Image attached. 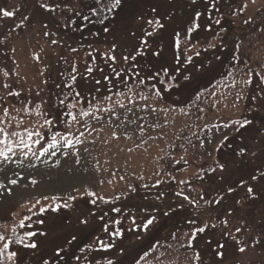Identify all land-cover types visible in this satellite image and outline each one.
<instances>
[{
  "label": "rangeland",
  "instance_id": "1",
  "mask_svg": "<svg viewBox=\"0 0 264 264\" xmlns=\"http://www.w3.org/2000/svg\"><path fill=\"white\" fill-rule=\"evenodd\" d=\"M188 1L128 0L124 11L119 15L120 17L116 18L117 22L114 24L111 34L107 36L101 34L99 37L82 39L80 32H73L70 29L65 30L58 26L60 24V17L68 15L67 13L60 12L59 10L55 13L46 12L40 8L37 0H0V7L9 10L19 8L20 12L26 13L30 17L27 26L24 28L16 27V24L13 22V20L18 21L19 13L13 20H0V41H2L0 42V81L11 84L13 91L21 92L19 98L15 96L7 97L8 105H15L14 108H10L11 114L16 115V109L22 106L27 107L32 113L31 115L23 116L24 127L31 128L40 119L36 115V106H39L43 110L47 108V104L49 105L48 83L53 82V86H55L63 79L61 74L64 73L66 75L69 65L65 64L62 57L67 58L69 63L75 60L79 71L83 72L85 67L84 60L87 59L85 52L89 44L103 46L106 43L111 44L115 40L120 46L117 50L118 53L120 48L131 47L135 44V38L128 34L127 28L123 23L125 17L129 14H145L150 16L152 15L151 9L155 8L157 10L156 15L165 24V28L157 35L156 43L153 44L154 48L160 53L159 59H150L157 68L164 66L173 69L175 67L174 56L176 53L173 47V34L176 31H180L183 36V30L188 26L190 19L197 11L203 13V17L201 16L200 18L198 35H194L197 31L193 33L187 45L191 48V51L187 52V55L192 56L193 60L197 59L195 61L196 64L202 62L203 65L206 64L208 66L207 69H209L208 73L216 68L219 70L220 67V73H224L228 69V66H231L235 61L238 63L236 71L233 72L232 76L214 83L212 87L203 91L202 100L206 101V103L201 105L205 107V112L199 114L202 117L201 119H197L196 111L191 108H189V115L181 113L178 110L179 108L167 114L164 112L150 114L147 116L148 123H158L160 127L155 129L147 127L143 135L138 131H134V125L113 129L107 125L91 121V125L95 131L90 136L86 133V137H82L85 142L79 146L81 155V163L79 165L74 162L75 158L73 156L69 155L65 157L59 154L56 157H50L48 163L36 161L35 167L30 166L28 161L24 162L23 167H17L14 163L9 164L7 166V175L10 178L19 179V177L13 175L15 171L23 179L14 188L16 195L0 203V211L12 207L17 213L16 218L18 220L25 212V209L21 205L26 201L31 200L33 197L64 195L69 192L76 195L73 192V187L81 189L89 187L108 199L119 195L121 199L116 201L117 203L120 202L117 206L126 203V198L132 195V198L134 196L136 200L133 201L132 199L130 202L138 203V205L141 204L139 207L137 206L138 209L140 207L160 208L163 203L155 199L157 188L145 189L143 185L155 183L158 177L154 173L157 170L162 171L164 169L162 160L166 158L179 160L180 156L184 155L188 163L184 164L181 161L178 164L180 171L171 176H174L177 180L191 178L198 169H205L207 165L212 164L214 158L216 159L217 151L215 149L221 142L222 134H227L230 137L236 133L234 127L217 131L216 128L212 127L213 124L223 125L226 122L232 124L233 121H243V117L248 114L247 110L257 113L263 122L264 94L257 95V93L264 91V85H260L257 88L259 78L254 73L255 71H260L264 75V69L260 68V65L264 64V32L260 31V28L264 27V0H257L254 5L249 3L248 9L236 16H233V12L238 11L240 0H235L234 2L236 3L234 4L233 2L230 5L229 2H224V4L215 3L214 8L210 7L212 3L202 2L203 4H199L198 2L193 5L188 4ZM49 3L50 6L60 3L62 8L65 5H70L84 12L88 10V0H49ZM135 4H138V7L135 11H132ZM216 8L219 9L218 12L215 10ZM169 16L171 17L170 19L168 18ZM249 16L253 18V23L244 24L243 20ZM218 18L221 19V23H224L222 24L224 26L221 25L222 28H219L215 23V20ZM222 19L225 21L222 22ZM45 23L48 25V29L43 27ZM45 31L50 32L49 36L46 37L44 35ZM217 31L220 32L221 36H217ZM53 33L56 35H53ZM86 34L87 29H85ZM206 38H210V43L220 45L221 51L223 49L225 51L215 53L216 51L213 50L212 53L211 50L213 48H207V46L205 47L207 51H204L205 48H201L203 46L202 40ZM52 39H57L60 41V44H51ZM236 43L239 45L238 48H236ZM69 45L80 47V51L72 52ZM197 50L200 51L199 57L195 56ZM233 52L239 53L238 57L241 56V58L237 57L238 59L235 60L232 58L230 61L231 57L229 56ZM205 53L207 56L203 55ZM216 56L222 58L221 60L225 58V62L222 63L220 59L217 60ZM35 57H39V60ZM243 57H245L247 62L243 60ZM183 58L182 45L181 60ZM207 58L210 60L206 61ZM249 69L254 70L253 84L246 86L243 81L248 79L246 73ZM5 72L8 73L7 76L4 75ZM97 77H99V74H97ZM79 84L78 90L83 93H87L89 89L94 87L92 82L81 80ZM57 90L59 89L57 88ZM37 92H39V95H37ZM2 94L0 93V95ZM45 100L48 102L46 105L42 103ZM21 102L25 103L22 104ZM149 103H154V101H149ZM161 103L165 104L163 101ZM18 118L20 117L18 116ZM204 125H207V128H204ZM101 128L103 129L102 131L100 130ZM113 130L116 132L118 138L112 137ZM259 130L260 132L252 138L247 135L244 136L247 143L246 149L251 150L258 147L256 142L261 137H264V128H260ZM193 132L197 133V135H192ZM125 133L131 138H126ZM178 135L181 139H176ZM161 136L163 138H160ZM185 137L190 138L192 143L196 144V147L193 148L188 143V140L184 139ZM93 139H95L94 143L92 142ZM201 140L204 141L203 148L199 147ZM209 140H211V143L208 142ZM144 141L147 142L145 143ZM84 148H87L88 152H84ZM184 148L188 149L186 153L184 152ZM209 152L212 153L211 156L208 155ZM165 153L169 155L166 156ZM57 159L60 161L58 168L53 166V162ZM173 165L175 164L173 163ZM121 176L124 177V180H120ZM141 176H143V179H139ZM31 179H37L38 184L32 186L28 183ZM159 179L165 180V183L161 184L164 188L172 189V198L167 204L177 207V204L183 203L180 198L174 196V192L177 190L176 183L163 175ZM0 180H3V174H0ZM168 180L172 183H167ZM100 181H103V183L101 184ZM3 182L6 183V180ZM167 184L170 185L167 186ZM129 185L137 189L134 195L128 191ZM184 187L187 188V186ZM256 190L254 191L256 192ZM147 193L150 194V199H147L146 204H142L138 200L139 196ZM258 193H255L256 199H249L246 189L239 187L236 192L237 200L233 216L232 218L227 217V219L229 221V228L232 230V238L236 237L249 246L256 239H259L260 244L255 249L249 247L246 254H240L236 251L237 243L236 239L233 238L231 240L232 243H225L224 248L221 249L227 257H230L231 261L223 263L216 261L218 259L215 258V262L212 261V263L264 264V220H260L261 218L259 219L256 213L253 212V205L256 202L262 201V197ZM227 195H225L224 201L231 198V196L227 197ZM237 201H241V203H237ZM76 205L84 213L80 216L71 211V218L79 223V220L88 216L89 212L83 206L84 204L80 202V199H78ZM70 209L72 210V208ZM261 212L264 213V209H261ZM147 214L148 216L150 215V213ZM193 214L190 212L187 214V217L189 218ZM135 215L136 213L132 214L135 217L136 225H142L146 221L147 217H143L142 213ZM215 216L213 212L208 216L201 217V219H211L212 222L218 225L220 223L219 221L217 223ZM58 218L49 219V231L46 238L42 237L43 243L52 241L56 245L60 240H65L66 242L72 235L79 233L77 230L78 224L73 223L67 226V229L65 228L66 235L63 234L57 228L59 225H55V220ZM93 219L91 218V221ZM246 220L255 223L254 225L251 224L248 230L246 228L248 226ZM236 228H240L241 231L236 232ZM209 229L210 232L207 235L202 237L198 235L195 241L201 250H205L208 255H212L213 251L218 249L217 243H221L222 239L226 238L224 232H227L229 229L224 228L222 224L215 228L209 227ZM53 237L54 239H49ZM208 241H211V243H208ZM180 242L181 244H186L187 237L183 235ZM117 244L119 247L120 242ZM181 244L165 245L159 243L156 249L146 257V260L141 261L140 264H193L191 263L194 253L191 250L193 248L181 247ZM193 247L195 248L194 245ZM100 255L95 254L94 257L97 258ZM241 256H243L242 261L239 260Z\"/></svg>",
  "mask_w": 264,
  "mask_h": 264
},
{
  "label": "snow or ice",
  "instance_id": "2",
  "mask_svg": "<svg viewBox=\"0 0 264 264\" xmlns=\"http://www.w3.org/2000/svg\"><path fill=\"white\" fill-rule=\"evenodd\" d=\"M37 2L40 8L46 12L55 13L59 10L67 13L68 15L60 17L58 26L65 30L70 29L73 32H80L82 39H87L88 37H99L101 34L105 36L111 34L116 17L124 11L128 0H88L87 12L70 5H65L62 8L60 3L50 6L49 0H37ZM196 2L197 0H192L193 4ZM205 2L208 3V0H205ZM218 2L219 0H214L210 7L214 8L215 3ZM256 2L257 0H240L239 9L233 12V16L242 14L248 9L249 3L254 5ZM215 10L219 11L218 8ZM156 12L157 10L152 8V15L150 16L129 14L125 17L123 23L128 34L135 38L136 43L131 47L120 48L119 53L117 50L120 46L115 40L111 44L106 43L103 46L89 44L85 52L87 59L84 60L83 72L79 71L75 60L69 63L67 58L62 57L69 67L66 70V75L61 74L63 76L61 82L55 86L61 89V93L57 94L58 98L61 94L63 98L59 99V104L53 103L51 107L43 110L36 106V115L40 119L31 128L24 127L23 121L24 115L32 114L29 109L22 106L17 108L16 115H13L10 108H14L15 105H8L7 97L15 96L19 98L21 92L13 91L11 84L0 81V93H3L0 95V174H3V180H0V203L16 195L14 188L23 179L15 171L13 175L19 177V179L10 178L7 175L9 164L14 163L17 167H23L24 162L28 161L30 166L35 167L36 161L48 163L50 157H56L59 154L65 157L73 156L75 158L74 162L79 165L81 163L79 146L85 142L82 137H86V133L90 136L95 131L91 121L107 125L113 129L134 125V131H138L143 135L147 127L153 129L160 127L158 123H148V115L159 112L167 114L177 110V106L163 104L161 101L165 100L166 93L174 94V89L180 90L182 84L191 83L196 73L204 70L203 62L200 65H195L193 64V57L187 55V52L191 51V48L187 45L192 38V34L199 30L200 18L203 13L200 11L194 13L188 26L183 30V36L180 31L174 32L173 47L176 53L174 60L177 67L170 71L169 68L164 66L155 67L150 60V57H159L160 55L159 51L153 48V44L156 43L158 33L165 28V24L156 15ZM18 13V21L13 20ZM5 19L13 20L16 27L24 28L27 26L30 17L26 13L20 12L19 8L9 10L0 7V20ZM215 23L219 25L221 19H216ZM243 23L251 24L253 18L249 16L243 20ZM97 25L99 27H96ZM43 27L48 29L46 23L43 24ZM85 29H87L86 35ZM260 31L264 32V27H261ZM49 34V31L44 32L46 37ZM53 35L56 34L53 33ZM51 44L57 45L60 44V41L52 39ZM182 45L183 60H181ZM61 46L63 45L61 44ZM214 47L215 45L212 43L207 46V48ZM238 47L239 45H237ZM69 48L72 52L80 51V47L69 45ZM207 48L204 51H207ZM195 56H200L199 50L195 52ZM35 58L39 60V57ZM215 58L220 59L219 56ZM233 59L237 58L233 57ZM189 65H191V68H188ZM260 68L264 69V64H261ZM182 70L183 75H181ZM253 72L254 70L249 69L246 73L248 79L243 81L246 86L253 84ZM97 74H99V77H97ZM231 74V71H229V75ZM254 74L259 78V84H257V88H259L260 85H264V75L260 71H255ZM4 75L7 76L8 73L5 72ZM81 80L92 82L94 87L89 89L87 93L79 91V81ZM64 88H67L68 91L64 92ZM175 94L177 99L183 100L185 105V107H179L178 110L181 113L189 115V108H191L196 111L197 119L202 118L199 114L205 112V107L201 105L206 103L202 100L204 94L202 90L189 91L186 99L181 97L178 91ZM212 94L214 95V93ZM262 94H264V91L257 93V95ZM37 95H39V92H37ZM149 101H154V103H149ZM42 103L46 105L48 102L45 100ZM252 124L253 120L244 118L243 121H233L232 124L226 122L223 125L213 124L212 127L216 128L217 131L234 127V131L239 132ZM204 128H207V125H204ZM192 135H197V133L193 132ZM112 137L118 138L114 130L112 131ZM125 137L131 138L127 133H125ZM160 138H163V136ZM197 138L199 137L197 136ZM176 139H181V137L178 135ZM184 139H187L193 148L196 147V144L192 143L190 138L185 137ZM227 139V134H222L221 142L215 151L218 152L221 147H224ZM92 142L94 143L95 139ZM208 142L211 143V140ZM256 143L258 147L251 150L241 147L234 150L231 156L226 159L214 158L212 166L209 167L207 172V175L211 176V183L206 180L205 175L201 174L203 169H198L191 178L177 180L170 175L167 168H164L162 171L157 170L154 173L158 177L154 184L143 185L145 189L159 188L162 183H165V180L159 179L162 172L164 176L176 183L177 190L174 192V196L183 201V203L177 204V207L185 208L187 206L188 210L194 213L186 220V223L192 227L184 233L187 237V243L181 244V247L192 249L193 241L198 233H205L209 227H217V224L212 222L211 219L202 220L201 217L216 212L218 206L222 205L225 195L236 191L237 187H244L249 180L256 181L264 178V137H261ZM199 147H204L203 140H201ZM83 150L88 152L87 148ZM187 151L188 149L184 148V152ZM165 155L168 156L169 154L165 153ZM208 155L211 156L212 153L209 152ZM181 161L184 164L188 163L184 155H181L179 160L170 158V162L174 164H180ZM53 166L57 168L60 166L59 159L53 162ZM139 179H143V176ZM4 180H6V183L3 182ZM120 180H124V177L121 176ZM193 180L202 183L193 185ZM28 183L36 186L38 180L31 179ZM100 183L102 184L103 181H100ZM184 186H187V188ZM136 190L134 186H128L129 192L135 193ZM73 192L76 195L69 192L64 195L33 197L21 205L25 212L18 220L16 218L17 213L12 207L5 214L0 215V264H69L70 258L78 264H84V261L88 260L87 255H77L75 252H71V257H69L73 242L79 239L77 235H72L65 245L54 247L51 253L43 252L37 240V237L48 235L50 214H59L63 209L72 208L78 199L85 200L87 204L92 206L89 209L88 216L79 220V223L83 226L81 232L92 233L90 240L83 247L77 246L79 252L82 254L85 250L89 252H110L115 244L105 242L102 234H106L110 240L123 239L125 230L119 227L122 220L109 216L110 212L121 213L122 209L120 207H110L105 210L101 205H114L116 201L121 199V196L117 195L108 199L89 187L83 189L73 187ZM246 192L249 199L257 198L252 186H248ZM165 196L166 193L161 191L155 199L162 201ZM237 203H241V201H237ZM172 210L171 205H168L167 209L163 211V215L169 216ZM97 212L100 213L97 219L103 222L98 225L99 231H96L97 225L91 221V217L96 216ZM232 215L233 212L230 210L225 214V218L219 220L224 228L229 229L224 232L225 236L232 235L227 219ZM129 218L133 225L127 229L129 232H147L150 226L157 222V218L151 216L142 225H136L135 217L130 216ZM9 225L12 226L9 227ZM235 231L240 232L241 229L236 228ZM9 233L11 234L9 235ZM172 237L175 239L176 233H172ZM233 238L236 239L237 243L236 251L240 254H246L249 247L255 249L260 244L259 239H256L249 246L245 245L240 239ZM208 243H211V241H208ZM157 246L158 242L152 245L148 251L138 255V258H134L133 264H140L141 261L146 260V257ZM217 248L223 249L224 245L218 244ZM21 250H27V259L21 255ZM215 251L217 258L222 260L224 253L219 250ZM119 255H126L123 247L119 249ZM33 258L35 259L33 260ZM191 259L193 262L199 261L201 259L200 254L195 253ZM239 260L242 261L243 256L239 257ZM88 264H92V262L89 261ZM95 264H116V261L110 257H102L97 259Z\"/></svg>",
  "mask_w": 264,
  "mask_h": 264
},
{
  "label": "trees",
  "instance_id": "3",
  "mask_svg": "<svg viewBox=\"0 0 264 264\" xmlns=\"http://www.w3.org/2000/svg\"><path fill=\"white\" fill-rule=\"evenodd\" d=\"M234 1L235 0H219L218 3L224 4V2H229V5H230ZM198 2H199V4H203L202 2L206 3L205 0H197L196 3H198ZM213 2H214V0L208 1V3H210V4ZM235 3L236 2H234V4ZM188 4H193L192 0H189ZM137 7H138V4H135L133 6L132 11H135V9ZM117 17H120V16L118 15ZM207 19L210 20L209 17H207ZM224 21L225 20L222 19V22H224ZM116 22H117V20H115V23ZM222 24H224V23L219 24L218 27L222 28V26H224ZM96 27H99V26L97 25ZM93 29L95 30V28H93ZM197 33H199V32L197 31L194 35L197 36L198 35ZM218 33H219V35H217V36H221L220 32H218ZM202 41H203L202 42L203 46L201 48L204 49L210 43V38L203 39ZM236 45H238V44L236 43ZM153 48H154V46H153ZM221 49L222 48L220 45H215V47L211 50V52L213 53V50L216 51L215 53H221V52L225 51V49H223L222 51H221ZM201 52H203V51H201ZM214 54H212V55H214ZM238 54L239 53H234V52L231 53L229 56V57H231L230 61L233 57L237 58ZM203 55L207 56L206 53ZM151 58L153 60H156L157 58L159 59V57H150V59ZM238 58H241V56H239ZM221 59L222 58H220V60ZM196 60L197 59L193 60V64L200 65L201 63H197V64L195 63ZM208 60H210V59L207 58L206 61H208ZM225 60L226 59L223 58V60H221V62L223 63V62H225ZM243 60L247 62V60H245V57H243ZM145 62H147V61H145ZM236 62L237 61H235V63L231 64V66H228V69L224 73H220L221 67L219 68V70H218V68H216L213 71H211L210 73H208L209 72V69H207L208 66L206 64H204V70H202V72H200V73H196V75H195V77L191 83H189L187 85L182 84L180 90L174 89L173 90L174 94L170 95V94L166 93L165 94V100L163 102L165 104H168V105H175V106H177V108L185 107L183 100L177 99V95L175 94V93H177V91L179 92V95L181 97H183L184 99L187 98V94L189 91H197V90L205 91V90L209 89L210 87H212L214 83H217L220 80L225 79L226 77L232 76L233 72L236 71V68L238 65V63H236ZM239 65H240V63H239ZM176 67H177V65L175 64V67L173 69H169V70L172 71ZM188 68H191V65H189ZM205 70H208V71H205ZM229 71H231V73H232L231 75H229ZM181 75H183V70L181 72ZM63 91L67 92L68 89L64 88ZM58 93H61V89L57 90V88H55V86H53V82L48 83V97L50 98V103H49V105L47 104V108L51 107L53 103L59 104V99L63 98V95L61 94L60 97L58 98V96H57ZM247 112H248V114L246 116H244L243 119L244 118L251 119V120H253V124L247 126V128L241 129L239 132H236L235 135L228 137L227 141L225 142V146L221 147L220 150L216 153V159H221V160L226 159L229 156H231V154L233 153L234 150H238L241 147L246 148L247 143L245 142L244 136L247 135V136H250L252 138L257 133L260 132V130H259L260 128H264V120L262 122L261 117H258L259 115L257 113H255L253 111H248V110H247ZM162 163H163L164 168L168 169V172L170 173V175L175 174L176 172L180 171L178 164L173 165V163L170 162V158H166V159L162 160ZM210 166H212V164L207 165L205 167V169L203 168V172L201 173V174L205 175V178L209 183H211V176L207 175V172H208V169ZM162 175H163V173H162ZM164 177H167V176H164ZM170 182L171 181L168 180L167 183H170ZM192 183H193V185H196V184H199L202 182L198 181V180H193ZM168 185H170V184H167V186ZM248 186H252L254 188V190L257 189L256 192H259L258 194L262 197V201L256 202L253 205V212L256 213V215L259 219L261 218L260 220H264V213L261 212V209H264V179L261 178V179H258L256 181L249 180L248 184L244 185V188L246 189ZM238 189H239V187H237L236 191L227 195V197L231 196V198L223 201L222 205L218 206L217 211L214 212V215H216L215 219H216L217 223L219 221L218 219L225 218L223 216L228 211L231 210L232 212H234L235 206H236V200H237L236 192L238 191ZM161 191L165 192L166 196H165L164 200H162V201L158 200V201L163 203V205H161L160 208L140 207L138 209L139 205H141V204L138 205V203L135 204L134 202H130V200H132V199H133V201L136 200V199H134L135 198L134 196L132 198V195L128 196V198H126V200H127L126 203L121 204L119 206H117V205L120 202L119 203L115 202L114 205H101V207L104 208L105 210H107L110 207H120L122 209L121 213L116 214V212H110L109 216L112 218H120L122 220V223L119 227H121L125 230L123 239L110 240L106 234H102V238L105 240V242L115 244V247L110 252H95V251L89 252L87 250H85V252L83 254L79 252L77 246L83 247L84 244L90 240L92 233L91 232L82 233L81 229L83 226L80 223L76 222L75 219L71 218V211H73L74 214L80 215V216L84 213L83 211L79 210L78 206L76 205L78 200L75 201V203L72 207V210L71 209H65V210H62L61 213H59V214H50L49 219H55V218L59 217L57 220H55V222H56L55 225H59V227H57V228H59V230H61L62 233L65 235H66V233L64 230L67 226H70L73 223L78 224L77 230L79 231V233L77 234V236L79 237V239L77 241L73 242V247L70 250L69 257H71V252H75L77 255H87L88 260L84 261V264H88L89 261H91L92 264H95V261L97 259L102 258V257H110L116 261V264H122V262H123V264H133L134 258H138V255H141V254H143V252L148 251L150 249V247L154 244H157V242H158V244L160 243V244H165V245H179V244H181V242H180L181 237H183L184 233L189 228L192 227L191 225L186 223V220L188 219L187 214L191 212L188 210L187 207L182 209V208H177V207L171 206L173 210L170 212L169 216L163 215V211L166 210L168 205H169V204H167L168 201L172 198V189L164 188L163 185H161V187L157 188V192H156L155 196H157ZM133 195H134V193H133ZM225 198H226V196L224 197V199ZM147 199H150L149 193L144 194V195H140L138 200H140L142 202V204H146ZM228 201H229V203H228ZM80 202L84 204L83 206L86 207V210L89 212V209L92 208V206L87 204L85 202V200H80ZM149 202H150V200H149ZM7 210H8V208L2 209L0 211V215L5 214L7 212ZM153 211H155L157 213L155 215H153L155 213ZM135 213H136V215H139L142 213L143 217H147L146 219L150 218L151 216H155L157 218V222H155L153 226H150V228L147 232H144V231L129 232V231H127V229H129L130 227L133 226L132 221L129 217ZM147 213H150V215L148 216ZM191 213H193V212H191ZM99 215H100V213L97 212L96 216L91 217L92 219L94 218L92 222L95 225H97L96 231H99L98 225L103 223L102 221H99L97 219V217ZM219 215H221V216H219ZM232 216H230V217L232 218ZM251 224L254 225L255 223H253V222L251 223L250 221H247V225H248V226H246L247 230L249 229V227H251ZM219 225L220 224H218L217 226L219 227ZM209 230L210 229L208 228L205 233H202V234L198 233L197 237H198V235H201V237L204 235H207L208 232H210ZM50 233H49V235H50ZM172 233H176L175 239H173ZM10 234L11 233H9V235ZM49 239L52 240V239H54V237L49 238ZM232 239H233L232 236H228V239L226 236L225 239H222L221 243H217V246H218V244L224 245L225 243L227 244L228 242L232 243V241H231ZM37 240L40 244L42 251L47 252V253H51V249L56 247L57 245H65V243H66L65 240L64 241L60 240L59 243H57L56 245H54L52 243V241H46V240H45L46 243H43L42 237H37ZM118 242H120L119 247L117 246ZM234 244H235V242H234ZM193 245L195 246V248L192 247L193 250H191V252H194L193 256L195 253L198 252L200 254L201 259L199 261H196V262H193V260L191 259V263H193V264H217V263H212V261L215 262V258L218 259L216 256V251H213L212 255H208L205 250H201V248L199 246H197L195 240L193 241ZM121 247H123L125 249V253H126L125 256L119 255V249ZM217 250L221 251V249H217ZM26 253H27V250H21V255L24 256L25 259H27ZM95 254H97V255L104 254V255H102V257L100 255V257L96 258V257H94ZM34 259L35 258H33V260ZM216 261L227 263L226 261H231V259L229 256L227 257L226 254H224V258L222 260L218 259ZM69 264H78V262H75V261L71 260V258H70Z\"/></svg>",
  "mask_w": 264,
  "mask_h": 264
}]
</instances>
